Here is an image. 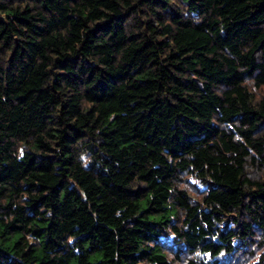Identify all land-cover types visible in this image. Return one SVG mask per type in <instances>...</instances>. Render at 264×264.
I'll return each instance as SVG.
<instances>
[{"label":"trees","instance_id":"16d2710c","mask_svg":"<svg viewBox=\"0 0 264 264\" xmlns=\"http://www.w3.org/2000/svg\"><path fill=\"white\" fill-rule=\"evenodd\" d=\"M0 264H264V0H0Z\"/></svg>","mask_w":264,"mask_h":264}]
</instances>
